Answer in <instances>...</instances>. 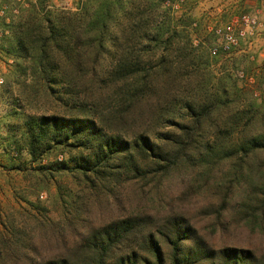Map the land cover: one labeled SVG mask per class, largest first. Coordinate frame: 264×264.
<instances>
[{"label": "trees", "instance_id": "obj_1", "mask_svg": "<svg viewBox=\"0 0 264 264\" xmlns=\"http://www.w3.org/2000/svg\"><path fill=\"white\" fill-rule=\"evenodd\" d=\"M40 7L35 0L0 20V54L13 61L25 99L43 105L22 119L33 175L47 187L72 177L78 188L57 185L61 218L44 214L51 246L43 257L25 251L28 264H264V250L212 247L163 201L154 212L118 207L122 185L227 163L216 223L238 207L244 224L264 232V106L228 73L205 79L189 38L183 45L175 29L145 21L135 0ZM52 153L64 158L42 164ZM6 237L0 257L24 244Z\"/></svg>", "mask_w": 264, "mask_h": 264}, {"label": "rangeland", "instance_id": "obj_2", "mask_svg": "<svg viewBox=\"0 0 264 264\" xmlns=\"http://www.w3.org/2000/svg\"><path fill=\"white\" fill-rule=\"evenodd\" d=\"M100 0H89L97 6ZM35 0H0V20L18 14ZM88 0H43V12L65 8L76 10ZM142 7V18L151 20L153 26L167 24L175 29L184 45L187 38L190 48L197 52L196 62L203 68L207 78L228 73L242 87V92L251 93L256 102L264 106V0H135ZM137 4V3H136ZM45 6V7H44ZM40 7V9H42ZM241 14L254 16L258 21L253 34L238 39V45L228 52L216 55L210 50L217 45L214 29L223 27ZM239 26H237V29ZM153 33V29H149ZM159 52V51H158ZM0 71L4 82L0 85V232L6 238L16 237L20 243L10 247L1 255L0 261L28 264L25 251L34 258L44 256V214L53 220H60L61 209L57 202V185L72 190L78 188L72 177H57L48 187L36 177L32 162L25 148L22 136V119L26 114L44 112L39 98L25 99L22 85L14 73L13 61L0 54ZM204 80V79H202ZM186 90V89H185ZM184 90V91H185ZM183 89L178 96L185 97ZM183 94V95H182ZM264 110V107H262ZM180 120L179 116L175 117ZM62 154H50L42 159V164L62 160ZM227 163L220 167H204L192 170L180 167L167 176L148 182L138 181L122 185L118 194V207L122 212L156 211L166 205L165 210L182 211L212 247L225 246L249 249L255 253L264 250V232L251 230L241 219L238 207L219 218L216 223L215 211L219 207L224 185L230 179ZM208 170H211L208 173ZM209 175L207 188L205 183ZM142 187L143 191L138 188ZM161 201L164 204H161ZM45 209V210H44ZM219 223V222H218ZM217 224L213 231L212 226ZM36 246V253L25 246ZM48 254V253H47ZM1 264V262H0Z\"/></svg>", "mask_w": 264, "mask_h": 264}, {"label": "built area", "instance_id": "obj_3", "mask_svg": "<svg viewBox=\"0 0 264 264\" xmlns=\"http://www.w3.org/2000/svg\"><path fill=\"white\" fill-rule=\"evenodd\" d=\"M237 26H239L238 29ZM257 26L258 21L254 16L241 14L233 18L225 26L215 28L214 32L217 36V45L210 50L211 54L216 55L219 51L228 52L231 48L238 45V39L243 37L246 32L253 34ZM3 82V75L0 71V85Z\"/></svg>", "mask_w": 264, "mask_h": 264}]
</instances>
